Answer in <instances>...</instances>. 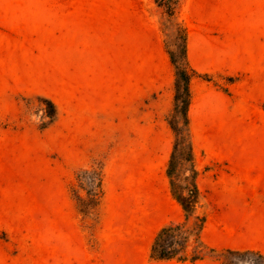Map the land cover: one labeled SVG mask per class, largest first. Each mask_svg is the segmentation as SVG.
I'll return each instance as SVG.
<instances>
[{
  "label": "rangeland",
  "instance_id": "rangeland-1",
  "mask_svg": "<svg viewBox=\"0 0 264 264\" xmlns=\"http://www.w3.org/2000/svg\"><path fill=\"white\" fill-rule=\"evenodd\" d=\"M218 1L180 0L178 16L191 34V57L203 55L216 66V32H204L210 38L201 42L200 54V37L192 30L226 21L238 35L252 37L259 47L255 57L264 65V0H226L236 5L228 16ZM178 47L176 28L153 0H0V264H46L40 230L32 243L26 232L30 219L46 214L62 186L82 227L91 232L103 168L96 141L106 130L126 146L140 143L146 135L140 128V88L156 89L157 80L171 85L177 112L168 119L171 109L162 120L177 127L181 139L183 100L175 102L174 89L175 82L182 84L175 73L182 66ZM210 75L211 82L195 79L200 86L189 113L204 204L198 214L206 213L210 195H218L213 177L226 171L209 165L204 156L264 154V95L232 94L228 86L234 78ZM46 99L58 117L41 131L50 123ZM96 118L107 119L108 126L97 127ZM168 133L170 159L175 134L169 126ZM175 165L179 194L189 190L186 154L179 153ZM244 194L264 201V192L235 193L236 198ZM256 216L246 237L253 250L264 253V207ZM197 225L195 219L189 222L191 229Z\"/></svg>",
  "mask_w": 264,
  "mask_h": 264
},
{
  "label": "crops",
  "instance_id": "crops-1",
  "mask_svg": "<svg viewBox=\"0 0 264 264\" xmlns=\"http://www.w3.org/2000/svg\"><path fill=\"white\" fill-rule=\"evenodd\" d=\"M216 4L227 16L236 6L226 0ZM212 31L216 32V66L210 65L203 55L200 59L191 57L189 32L190 66L200 73L234 78L228 86L232 94L264 95V65L255 57L259 47L252 44V37L238 35L236 26L226 21L216 27L195 28L192 32L200 37V54L204 53L201 42L210 38L204 32ZM156 83V89L140 88V128L146 135L140 136L139 144L126 146L119 137L107 136L106 130L96 141L97 154L103 155V185L91 232L87 234L82 227L76 208L66 199L64 186L45 215L35 221L30 219L26 236L30 234L32 243L33 235L40 230L41 254L46 264H222L211 258L195 262H154L149 258L158 231L165 225L185 221L181 207L171 196L166 174L169 133L162 117L172 109V88L159 80ZM199 86L197 80L191 81L190 107ZM95 123L106 128L109 121L96 118ZM112 143L114 147L110 149L108 144ZM203 159L209 165L225 167L226 171L213 177L218 195H210L212 198L206 201L201 241L215 250H253L252 239L246 237V232L251 230L249 224L256 223L257 209L264 207V201L247 199L248 194L236 198L235 193L264 192V154L206 155Z\"/></svg>",
  "mask_w": 264,
  "mask_h": 264
},
{
  "label": "trees",
  "instance_id": "trees-1",
  "mask_svg": "<svg viewBox=\"0 0 264 264\" xmlns=\"http://www.w3.org/2000/svg\"><path fill=\"white\" fill-rule=\"evenodd\" d=\"M157 8L163 11L166 17L167 23L173 25L176 28L179 42V59L182 63L181 68L175 72L176 77L181 81L175 82L174 89L176 92L175 102L178 99L183 100V108L180 114L183 119V125L179 128L181 131V139L177 137L178 128L167 121L169 128L175 134V141L172 148L171 156L168 161L166 174L169 179L170 193L172 198L181 207L185 221L181 224H168L163 226L157 233L154 243L150 251V260L157 261H176V262H195L204 258H211L222 264H234L228 260V257H232L235 264H264V254L253 251H237V250H215L206 246L200 239V234L206 221V213L203 211L198 214L199 208L204 204L201 200L200 193L197 186V178L199 172L196 167V154L193 143V138L190 128L189 108L192 100L191 81L193 79H201L205 82H211L212 77L208 73H198L194 70L189 63L187 56V40L188 30L184 23L179 19L178 9L180 0H153ZM169 54L170 62L172 66L175 65V59ZM233 78H230L232 80ZM226 92V90H224ZM45 102L51 108L50 123L45 126H40L39 130L43 131L47 129L50 124L57 120L58 113L55 105L50 100ZM176 108L172 109L168 119L176 113ZM179 153L186 154L187 161L190 163L189 170L191 172L189 190H181L179 194L175 192L174 176L177 172V166L175 165L177 155ZM103 185V168L101 170L100 177L97 183L98 194L96 196V202L94 208L97 209L101 196ZM196 220L198 225L196 229L189 227L191 220ZM191 243V244H190ZM193 244V246H192ZM192 246V247H191Z\"/></svg>",
  "mask_w": 264,
  "mask_h": 264
}]
</instances>
